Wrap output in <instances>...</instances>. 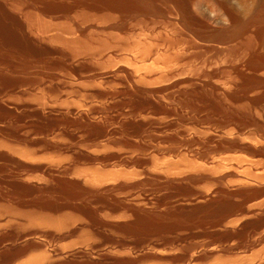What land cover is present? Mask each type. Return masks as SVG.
Wrapping results in <instances>:
<instances>
[{
    "label": "rangeland",
    "instance_id": "374dc122",
    "mask_svg": "<svg viewBox=\"0 0 264 264\" xmlns=\"http://www.w3.org/2000/svg\"><path fill=\"white\" fill-rule=\"evenodd\" d=\"M87 1L0 47V264H264V30L222 38L260 0Z\"/></svg>",
    "mask_w": 264,
    "mask_h": 264
},
{
    "label": "bare ground",
    "instance_id": "6f19581e",
    "mask_svg": "<svg viewBox=\"0 0 264 264\" xmlns=\"http://www.w3.org/2000/svg\"><path fill=\"white\" fill-rule=\"evenodd\" d=\"M31 2L32 4H34L35 8H36V12L33 7V11L34 13H32L30 15V19L28 17H26V22L29 24H31V28H33V30L35 29L34 27L38 24L37 22L40 21L41 17H40V13H46V12H50L52 10H67L69 7H72V3L73 4H84L85 2H88L87 0H0V47H11V46H15L21 48H27V50L32 49V50H36V49H41L40 47L42 46L40 44V42L37 40L36 37H34L29 30L25 29V23L24 21H22V19L20 18V15L18 12L16 11H20L23 7V3H27V2ZM72 1V2H71ZM97 2L102 3L104 6H109L112 8H124V9H133V10H139L141 12H151V11H155L160 9L159 4L157 3V1L159 2V0H94ZM161 1V0H160ZM170 1V0H169ZM259 5H257L258 7L255 9V11H253L249 16H245L242 17L240 16L235 10L234 8H232L230 5H226L225 9L227 11V14L229 16V19L231 21V26H229V28L222 34V38L224 37V40H228L229 41H240L241 40H245L246 44H250L252 42L253 37L258 36L259 34L262 33V31L264 30V0H260ZM27 5V4H25ZM31 6V4H30ZM29 6V7H30ZM38 6V7H37ZM31 7V8H32ZM85 7V6H84ZM21 8V9H20ZM30 8V9H31ZM111 9V8H108ZM29 12V10H28ZM74 12V11H73ZM78 12V11H77ZM62 13V12H61ZM83 13V12H82ZM181 13V12H180ZM88 14V13H87ZM149 14V13H148ZM156 14V13H155ZM43 16H46L44 14H41ZM73 15V14H72ZM78 15V14H76ZM81 15V14H80ZM84 15V13H83ZM181 15V14H180ZM190 12L189 11H184L182 10V19H184L185 21H191L190 19ZM22 16V15H21ZM28 16V15H27ZM42 16V17H43ZM49 17V16H48ZM66 17V16H65ZM81 18V17H80ZM196 18V17H195ZM228 18V17H227ZM67 19V18H66ZM79 19V17H78ZM86 19V17H85ZM178 19V18H177ZM43 20V19H41ZM45 20V19H44ZM48 20V19H47ZM52 20V19H50ZM77 20V19H76ZM198 20V19H197ZM63 21V20H62ZM68 21V20H67ZM83 21V20H82ZM86 21V20H85ZM183 21V20H182ZM44 22V21H43ZM51 22V21H50ZM64 22V21H63ZM62 22V23H63ZM81 22V21H80ZM181 22V21H180ZM184 22V21H183ZM199 22V21H198ZM229 22V21H228ZM42 24V22H39ZM61 23V24H62ZM67 23V22H65ZM44 24V23H43ZM47 24V23H46ZM229 24V23H228ZM35 25V26H34ZM70 25V23H69ZM33 26V27H32ZM64 26V25H63ZM72 26V25H71ZM84 26V25H83ZM227 26V25H226ZM74 27V26H73ZM48 28V27H47ZM53 28V27H52ZM55 28V27H54ZM53 28V29H54ZM58 28V27H57ZM68 28V27H67ZM197 28V27H196ZM213 28V27H212ZM215 28V27H214ZM223 28V27H222ZM227 28V27H226ZM60 29V28H59ZM42 30V29H41ZM45 30V29H44ZM50 29H48L49 31ZM55 30V29H54ZM58 30V29H57ZM67 30V29H65ZM81 30V29H80ZM221 30V29H220ZM225 30V29H224ZM32 31V30H31ZM69 31V30H68ZM37 32V31H36ZM40 32V31H39ZM62 32V31H60ZM220 32V31H219ZM35 33V32H34ZM45 33V32H44ZM47 33V32H46ZM218 33V32H217ZM50 34V33H48ZM61 34V33H59ZM65 34V33H64ZM95 34V33H94ZM221 36V33H219ZM218 34V36H219ZM44 35V34H42ZM46 35V34H45ZM66 35V34H65ZM77 36V35H76ZM92 36V35H91ZM95 36V35H94ZM108 36V35H107ZM219 36V38H220ZM39 37V36H38ZM71 37V36H70ZM88 37V36H87ZM216 37V35H215ZM53 38V37H52ZM55 38V37H54ZM72 38V37H71ZM92 38V37H91ZM103 38V37H102ZM105 38V37H104ZM44 39V37H43ZM79 39V38H78ZM89 39V38H88ZM93 39V38H92ZM97 39V37H96ZM101 39V38H100ZM59 40V37H58ZM66 40V39H65ZM73 40V39H72ZM95 40V39H94ZM104 40V39H103ZM173 40V39H172ZM221 40V39H220ZM51 41V40H50ZM87 41V40H86ZM93 41V40H92ZM99 41V40H98ZM102 41V39H101ZM109 41V40H108ZM196 41V40H194ZM201 41V40H200ZM204 41V40H203ZM223 41V40H222ZM95 42V41H94ZM176 42V41H175ZM206 42V41H205ZM225 42V41H224ZM69 43V42H68ZM102 43V42H101ZM106 43V42H105ZM218 43V42H217ZM233 43V42H232ZM235 43V42H234ZM67 44V43H66ZM75 44V43H74ZM88 44V43H87ZM94 44V43H93ZM176 44V43H175ZM181 44V43H179ZM205 44V43H204ZM229 44H231L229 42ZM242 44V43H241ZM91 45V44H90ZM89 45V46H90ZM95 45V44H94ZM103 45V44H102ZM245 45V44H244ZM63 46V45H61ZM76 46V45H75ZM74 46V47H75ZM82 46V44H81ZM79 46V47H81ZM87 46V45H84ZM98 46V45H97ZM104 46V45H103ZM43 47V46H42ZM52 47V46H51ZM73 47V46H72ZM78 47V49H79ZM92 47V45H91ZM230 47V46H229ZM45 48V47H44ZM69 48V47H68ZM102 48V47H101ZM3 49V48H2ZM12 49V48H11ZM90 49V48H89ZM240 49V48H239ZM242 49V48H241ZM244 49V48H243ZM14 50V49H13ZM24 50V49H23ZM45 50V49H44ZM87 50V49H86ZM7 51V50H6ZM12 51V50H11ZM39 51V50H38ZM78 51V50H77ZM91 51V50H90ZM9 52V50H8ZM15 52V50H14ZM12 52V53H14ZM16 52H18L16 50ZM15 52V53H16ZM24 51H22L23 53ZM28 52V51H27ZM84 52V51H83ZM82 52V54H84ZM1 53V52H0ZM4 53V52H3ZM20 53V52H19ZM18 53V54H19ZM26 53V52H25ZM36 53V52H33ZM89 53V52H88ZM176 53V52H175ZM178 53V52H177ZM81 54V52H80ZM173 54V53H172ZM250 56V60L247 64L250 65L251 67L254 66L256 68L264 66V61H262L261 57H259L256 53V51L254 53H251ZM9 55V54H8ZM238 55V54H237ZM255 55V56H254ZM11 56V55H10ZM68 56V55H67ZM177 56V55H176ZM175 56V57H176ZM174 57V56H173ZM2 58V57H0ZM4 59V58H3ZM8 59V58H7ZM6 59V60H7ZM10 59V58H9ZM14 59V58H12ZM5 60V61H6ZM2 61V60H1ZM0 61V62H1ZM4 61V60H3ZM4 61V62H5ZM8 62V60H7ZM14 62V61H13ZM9 63V62H8ZM7 63V65H8ZM11 63V62H10ZM2 64V62H1ZM0 64V65H1ZM226 64V63H225ZM236 64V63H235ZM234 64V65H235ZM12 65V64H11ZM10 65V66H11ZM227 65V64H226ZM244 65V64H243ZM3 66V65H2ZM17 66V65H16ZM225 66V65H224ZM246 66V65H245ZM6 67V64H5ZM4 67V68H5ZM9 67V66H8ZM15 67V65H14ZM246 67V68H247ZM7 69V68H6ZM228 69V68H227ZM248 70L250 68H247ZM8 70V69H7ZM20 71V70H19ZM224 71V70H223ZM238 71V70H237ZM244 71V70H241ZM240 71V72H241ZM250 72V71H249ZM255 73L251 76H247L244 77L245 80V88L247 89V91H251L253 93H256V95L258 94L259 96L255 97V100H259L262 98V95L264 96V75L262 76L261 73H259L258 71H254ZM3 73V72H2ZM211 73V72H210ZM244 73V72H243ZM247 73V72H246ZM245 73V74H246ZM4 74V73H3ZM2 74V77H4ZM251 74V72H250ZM1 75V74H0ZM134 75V74H133ZM8 76V75H6ZM5 76V78H6ZM128 76V75H127ZM208 76V75H207ZM214 76V75H213ZM246 76V75H245ZM9 77V76H8ZM135 77V76H134ZM205 77V76H204ZM240 77V76H239ZM238 77V78H239ZM243 77V76H242ZM14 78V77H12ZM11 79V77H10ZM9 79V80H10ZM135 79V78H134ZM208 79V78H207ZM23 80V79H22ZM129 80V79H128ZM241 80V79H240ZM11 81H13V79H11ZM19 81V80H18ZM17 81V82H18ZM7 82V81H6ZM5 82V85H6ZM242 82V81H241ZM11 83V82H10ZM19 83V82H18ZM1 84V83H0ZM131 85V82H130ZM13 87V85H11ZM15 88H16V84H14ZM10 87V84H9ZM14 88V87H13ZM133 88V87H132ZM11 89V88H10ZM138 89V88H137ZM226 89V88H225ZM8 93V92H7ZM9 94V93H8ZM14 94V93H13ZM12 94V95H13ZM36 94V93H35ZM243 95V94H242ZM251 95V93H250ZM25 96V95H24ZM39 96V95H38ZM246 97H249L248 93H246L245 95ZM7 97V96H6ZM28 97V96H27ZM241 97V95H240ZM244 97V96H243ZM3 99V97H2ZM5 99V98H4ZM20 99V98H19ZM8 100V99H7ZM18 100V99H17ZM20 101V100H19ZM32 106V105H31ZM2 107V106H1ZM22 110H24L22 108ZM46 110V109H45ZM18 111V110H17ZM44 112V111H43ZM16 113V112H15ZM30 113V112H29ZM50 113V112H49ZM39 115V114H38ZM137 118V117H136ZM98 119V118H97ZM146 119V118H145ZM148 119V118H147ZM144 120V119H143ZM2 121V120H1ZM62 169V168H61ZM66 169V168H65ZM65 169H63L65 171ZM45 170V169H44ZM60 170V169H59ZM50 174V173H49ZM53 174V173H52ZM57 175V174H56ZM61 175V174H60ZM59 176V175H58ZM22 177V176H21ZM67 177V176H66ZM20 178V177H19ZM65 180V179H64ZM87 184V183H86ZM72 185V184H71ZM74 185V184H73ZM79 185V184H78ZM85 185V184H84ZM90 185V184H89ZM80 186V185H79ZM99 186V185H98ZM105 191V190H104ZM209 198V197H208ZM152 200V199H151ZM201 200V199H200ZM247 200V199H246ZM261 202V201H259ZM193 203V202H192ZM196 203V202H195ZM258 203V202H257ZM258 205V204H257ZM260 205V203H259ZM243 206V205H242ZM264 206V204H263ZM254 207V206H253ZM261 207V206H260ZM245 208V207H244ZM249 208V207H248ZM252 208V207H251ZM250 209V208H249ZM255 209V208H254ZM260 212V211H259ZM245 217V216H244ZM247 217V216H246ZM68 219V218H67ZM73 219V218H72ZM246 219V218H245ZM65 221V220H64ZM71 221V220H70ZM237 223V222H236ZM240 223V222H239ZM60 225V224H59ZM237 225V224H236ZM241 225V224H240ZM129 227V226H127ZM234 230V229H233ZM252 239V238H251ZM239 242V241H238ZM242 243V242H241ZM235 244V243H234ZM234 250V249H233ZM103 253V251H102ZM97 256V255H96Z\"/></svg>",
    "mask_w": 264,
    "mask_h": 264
}]
</instances>
